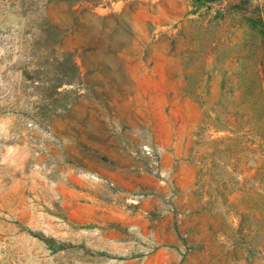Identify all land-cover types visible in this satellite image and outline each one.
<instances>
[{
    "label": "rangeland",
    "instance_id": "374dc122",
    "mask_svg": "<svg viewBox=\"0 0 264 264\" xmlns=\"http://www.w3.org/2000/svg\"><path fill=\"white\" fill-rule=\"evenodd\" d=\"M0 264H264V0H0Z\"/></svg>",
    "mask_w": 264,
    "mask_h": 264
}]
</instances>
